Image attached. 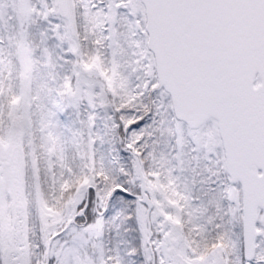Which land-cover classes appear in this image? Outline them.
<instances>
[{"label":"snow or ice","instance_id":"snow-or-ice-1","mask_svg":"<svg viewBox=\"0 0 264 264\" xmlns=\"http://www.w3.org/2000/svg\"><path fill=\"white\" fill-rule=\"evenodd\" d=\"M0 264H264V0H0Z\"/></svg>","mask_w":264,"mask_h":264}]
</instances>
